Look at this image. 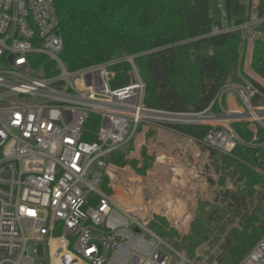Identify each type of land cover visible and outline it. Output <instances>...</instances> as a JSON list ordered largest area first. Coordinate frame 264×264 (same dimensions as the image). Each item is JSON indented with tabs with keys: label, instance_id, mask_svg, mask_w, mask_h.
<instances>
[{
	"label": "built area",
	"instance_id": "2783aa9c",
	"mask_svg": "<svg viewBox=\"0 0 264 264\" xmlns=\"http://www.w3.org/2000/svg\"><path fill=\"white\" fill-rule=\"evenodd\" d=\"M215 9L220 23L211 34L241 30L264 39L257 28L264 17L251 14L237 24L221 0ZM63 49L54 0H0V264H207L206 255L192 260L151 229L153 214L167 216L183 232L191 218L190 211L173 217L175 187L167 188L159 170L166 165L175 179L184 168L194 179L217 181L209 149L264 148L259 87L229 77L206 108L154 106L145 102L146 84L133 55L70 70L60 59ZM38 54L56 68L33 66ZM121 60L131 64V81L113 87L112 66ZM93 114L100 124L88 140ZM184 124L204 125L207 132L198 139L170 129ZM154 125L181 134L189 145L178 159L158 155L144 177L147 190L140 186V200L124 208L104 185L128 195L136 180L118 176L110 157L135 139L140 126ZM239 264H264V237Z\"/></svg>",
	"mask_w": 264,
	"mask_h": 264
},
{
	"label": "trees",
	"instance_id": "16d2710c",
	"mask_svg": "<svg viewBox=\"0 0 264 264\" xmlns=\"http://www.w3.org/2000/svg\"><path fill=\"white\" fill-rule=\"evenodd\" d=\"M54 1L64 38L60 59L70 70L133 55L146 84L145 102L169 108H206L229 77L239 80L241 74L264 95V85L242 71L243 32L211 34L220 23L215 16L220 0ZM221 2L230 22L240 24L251 17V0ZM257 9L264 17V0ZM257 28L264 32V20ZM254 44L255 70L264 79V39L258 37ZM35 57L33 66L56 68L51 58ZM112 69L113 87L130 83L128 61H118ZM99 124V117L91 115L85 139H95ZM170 129L198 139L207 132L206 126L193 124ZM209 152L219 174L217 181L211 179L217 187L215 196L198 200L189 229L181 231L160 214H153L149 225L192 260L203 258L198 251L205 245L207 264H239L264 237V148L238 144L230 154ZM154 159L145 146L140 161L130 158L126 147L110 157L117 166L130 165L144 175ZM104 190L112 194L106 183Z\"/></svg>",
	"mask_w": 264,
	"mask_h": 264
},
{
	"label": "rangeland",
	"instance_id": "374dc122",
	"mask_svg": "<svg viewBox=\"0 0 264 264\" xmlns=\"http://www.w3.org/2000/svg\"><path fill=\"white\" fill-rule=\"evenodd\" d=\"M260 0H251V9H252V16L257 18V8ZM255 37V38H254ZM258 38L255 35L251 36H245L243 34L242 38V71L246 76L249 78H253L258 80L264 85V79H262L256 72L255 66H254V47H255V39ZM38 68L41 69L42 67ZM242 78L247 79L244 75L241 74ZM174 132V131H172ZM175 133V134H174ZM171 133L169 129L162 128L158 126H145V127H139L138 128V134L136 135L135 139L126 147L128 149V156L130 158H136L138 161L141 160V150L145 146L147 148V152L156 157L161 154H173L177 155L178 152L181 151L183 148L186 149V147L189 145V143L186 141L188 138H184L181 136V134L174 132ZM186 141V142H184ZM184 142V143H183ZM130 146V147H129ZM133 147V148H132ZM203 149V147L201 148ZM191 151H194L191 153ZM189 152V155L191 158H194L196 151L191 150ZM154 159V161H155ZM153 161V162H154ZM195 161V160H192ZM208 167L213 168L210 165ZM152 168L151 170H153ZM150 170V169H149ZM148 170V171H149ZM150 170V171H151ZM115 173H117L118 176L122 177L124 180H131L134 178L136 180L135 184V190L133 194H124L123 191L121 192V188L112 189V196L113 193L115 195L113 196L115 200L118 202L122 201L125 204L123 206L131 208L135 201H139V188L140 186L143 187V192L147 190V184L144 177H146L147 173L144 175L142 173H137L133 167L130 165L125 166H117V168L114 170ZM190 178V177H188ZM139 179H144L143 181H140ZM191 179V178H190ZM211 179L215 180L213 177H210L209 175H205L204 178L193 180V187L196 189L194 191H191L190 194H187V196H191V202H189V211L193 208L194 203L199 199L202 200H210L213 199L214 192L216 190V185L211 183ZM193 188V189H194ZM126 201H128L126 203ZM119 203V202H118ZM120 204V203H119ZM122 205V204H121ZM195 212L191 214L190 222L192 219V216ZM190 225V223H189ZM189 229V228H188ZM149 237V236H148ZM204 248H206L205 245L202 246L201 249H199L198 252H200L201 256L205 254ZM207 256V255H206ZM42 264H48L47 260L41 261ZM41 264V263H40Z\"/></svg>",
	"mask_w": 264,
	"mask_h": 264
},
{
	"label": "crops",
	"instance_id": "0c3cea01",
	"mask_svg": "<svg viewBox=\"0 0 264 264\" xmlns=\"http://www.w3.org/2000/svg\"><path fill=\"white\" fill-rule=\"evenodd\" d=\"M170 132L174 133L171 130H170ZM184 138L186 139V137H184ZM186 141L188 142V140H186ZM186 141H184V142H186ZM193 152L194 151H191V153H193ZM164 155L166 157H171V158H175V159L180 158L179 155H174V153L173 154H169V155L168 154H164ZM192 159H195V156ZM159 173H160V176H158L159 179L161 181H163L166 184V186H168L167 188H170V187L174 188L175 187L174 191H171V195L174 196V194H175L177 196V200H176V202L171 200V198L169 200V205L170 206H171V204L173 202H175V206H174V208H172L173 217L176 218V219L184 218L189 212V208H188L189 205L188 204H189V202H191V196H189V195L187 196V194H190L191 191L196 190L193 187V180H196V179L188 176L186 174L184 168L181 170V176L180 177L172 179L170 174H169V172L166 170V165H161ZM188 177H190L191 179L188 178ZM114 195H115V193H113V196ZM118 202L120 203V204L118 203L120 206H122L124 208H128V207L123 206V204H125L124 202L119 201V200H118ZM127 202L128 201H126V203Z\"/></svg>",
	"mask_w": 264,
	"mask_h": 264
},
{
	"label": "water",
	"instance_id": "95a60500",
	"mask_svg": "<svg viewBox=\"0 0 264 264\" xmlns=\"http://www.w3.org/2000/svg\"><path fill=\"white\" fill-rule=\"evenodd\" d=\"M197 206H198V202L196 201V202L194 203V205H193V208L190 210V213H191V214H192L193 212L196 211Z\"/></svg>",
	"mask_w": 264,
	"mask_h": 264
}]
</instances>
